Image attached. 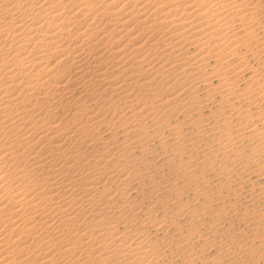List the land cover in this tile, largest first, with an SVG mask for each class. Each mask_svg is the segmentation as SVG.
Returning a JSON list of instances; mask_svg holds the SVG:
<instances>
[{
  "label": "bare ground",
  "instance_id": "obj_1",
  "mask_svg": "<svg viewBox=\"0 0 264 264\" xmlns=\"http://www.w3.org/2000/svg\"><path fill=\"white\" fill-rule=\"evenodd\" d=\"M263 1L0 0V264H230L253 255L249 241L223 250L219 220L205 229L206 209L197 210L208 181L197 171L221 152L201 150L207 137L264 176V88L249 91L258 71L234 91L250 70L240 49L257 60L264 51ZM156 145L165 165L153 163ZM187 150L185 170L167 179ZM220 169L223 186L264 199L263 185L256 192ZM253 216L264 221V210Z\"/></svg>",
  "mask_w": 264,
  "mask_h": 264
},
{
  "label": "rangeland",
  "instance_id": "obj_2",
  "mask_svg": "<svg viewBox=\"0 0 264 264\" xmlns=\"http://www.w3.org/2000/svg\"><path fill=\"white\" fill-rule=\"evenodd\" d=\"M261 6H263L264 7V1H263V3H262V5ZM263 14V15H262ZM261 14V16L259 15V16H257V21H259V23L256 21V23L257 24H261L259 27H260V29H259V38L261 39V41L263 42V44H264V13H262ZM260 19V20H259ZM262 19V20H261ZM263 24V25H262ZM262 27H263V29H262ZM236 28V27H235ZM237 28H238V26H237ZM236 28V29H237ZM117 35L119 34V33H116ZM122 35V34H121ZM120 36V35H119ZM126 38H124V40L121 42V43H119V44H121V45H124V42L126 43ZM118 45V44H117ZM117 45H115V46H117ZM252 47H254V46H252ZM264 47V46H263ZM255 48V47H254ZM253 49V48H252ZM253 51H255L256 52V49H253ZM240 54H245L246 56H247V61H248V64H249V67H250V70H247L246 72H245V74H244V76L243 77H241V79L242 78H244V79H242V80H240L239 79V82H237V86L238 87H236L235 89H234V91H238V89H240V90H242V92L240 93V94H243L244 93V89L248 86V84H249V79H250V75L252 76V74H251V72H252V70H254V72H253V74H256L257 72L255 71V70H257L258 71V73L256 74V76L258 77H256V81H257V79H258V84H257V86H253V87H255V89H254V91H253V87H249V91H251V92H257V90H260V88H262V86H263V88H264V82H263V78H264V51L263 52H260L259 54H258V60L257 59H254V58H252V57H250V52L248 51V54H247V51H245V49H240ZM245 52V53H244ZM252 55V54H251ZM57 60V59H56ZM257 60V61H256ZM54 62H55V59L54 60H51L50 62H48V67H50V66H53V64H54ZM262 63V64H261ZM262 66V67H261ZM144 70H145V68H144ZM143 70V71H144ZM259 70H261V71H259ZM261 73V74H260ZM2 75V76H1ZM1 77H3V74L1 73ZM247 78H249L248 80H247ZM260 78H262V81H260ZM247 82V83H246ZM259 82H261V83H259ZM247 84V85H246ZM259 84H261V85H259ZM261 86V87H260ZM257 87V88H256ZM260 87V88H259ZM259 88V89H258ZM257 89V90H256ZM248 90V89H247ZM238 93V92H237ZM53 109V111H52V109ZM50 108V112L52 111V113H57V109H56V107H55V110H54V107H51ZM252 108H253V106H252ZM255 109V108H254ZM46 111L47 110H43V113L45 114L46 113ZM234 112V113H233ZM237 111H235V110H228V109H226L225 111H224V113H225V116H228L229 115V117L231 116V118H232V120L233 121H235L236 120V118H237V113H236ZM258 113V112H261L260 110L258 111V109L255 111V112H253V113ZM38 113V112H37ZM36 112L33 114V113H31V117H35V115L37 114ZM236 113V114H235ZM256 113V114H257ZM62 115H64V113H62V110H59L58 111V113H57V116H61L62 117ZM205 115H207L206 113H205ZM235 115V116H234ZM35 119H37V117L35 118ZM235 119V120H234ZM173 120V119H172ZM181 122L183 121V120H180ZM186 127V126H185ZM184 131H188L187 132V139L188 138H190V137H192V135L194 136V130L192 129H190L189 127H186V128H184ZM193 131V132H192ZM192 132V133H191ZM191 134V135H190ZM207 137H203V139H202V145H199L200 147H201V150L202 149H204V147H205V149L206 148H210L212 151H217L218 149H219V151H221V152H219L217 155H218V159L216 160V162H206V165H208V164H210V163H214L213 164V166L210 168V169H208L207 167H204V164H203V166L201 167H199L198 168V171H197V173L198 174H200L204 179H205V181L207 182V184L209 185H206V182H205V185H206V187L208 188L207 190H206V198L205 199H207V201L206 200H204L203 198L202 199H199L198 200V206L200 207V208H198V210L197 211H199L200 212V210L202 211L203 209L206 211V212H203V214H204V217L206 216H209V214H212L213 213V216L214 217H212V215L211 216H209L208 218H204L205 219V224H206V226H205V229H209L210 227L212 228L213 227V225H214V222L216 221V220H219L218 222L221 224L220 226L222 227H220L219 226V228H221L222 230L224 229V231H222V233L223 234H219L218 235V237H219V239H218V237H217V239L220 241V244H222L223 242L222 241H224V240H226V241H224V243H226L225 245L224 244H222V247H223V250H225V248H226V251H228V253H230L231 251L233 252L234 251V253H236V252H238L239 250H240V247L242 246L241 244H240V242H242V241H244V243L245 242H247V241H249V244H250V246H249V249L251 248V247H253V249L251 248L250 250L253 252V255L255 256H253V255H249L248 254V252H247V254L245 255V259H243V262L239 259V262H238V259L237 258H232V256H231V258H230V264H241L240 262H242V264H257V262H258V264H264V221H262V222H258V219L256 218L255 219V217L253 216V215H255V214H257L258 213V211L259 210H261V208H262V210H264V199L261 201V199H262V195H260L258 198L260 199V200H258V198H257V193L256 194H253V196L250 194V193H247V191L248 190H246V188H245V190L244 191H239V189L235 186L234 187V185L233 184H231V183H226V185L227 184H229V185H222V183H221V180H219V176H216L217 175V173H221L220 171H224V170H221L220 168L221 167H223V166H225L226 167V170H229L230 168H231V170H229L228 172H229V174L231 173V175L233 176H230V178H234L235 176H237V177H235L234 179H236V178H244L245 180V182H247L248 180H249V182L251 181V182H257V183H259L258 184V186L260 187L261 185H263L264 186V176H260L259 175V173L257 172V169L256 168H253L254 166H252V165H248V166H244L243 168H241V166H240V163H238L237 161H236V159H234L235 157V155H233V153L231 152V150H229L228 149V151L230 152V154L229 153H227V151L226 150H221V148H220V146H217V144H215L214 142L212 143V141H211V139H208ZM172 139L171 138H167L166 139V141L169 143L166 147H168V146H171V144H173V142L171 141ZM206 141V142H205ZM211 142V143H210ZM200 143V144H201ZM215 144V145H214ZM155 147V148H154ZM153 147V151H154V153H155V158L158 156V155H160V153L161 154H163V150H161V147L158 145H156V146H154ZM203 147V148H202ZM219 147V148H218ZM217 150H216V149ZM161 150V151H160ZM191 151V150H190ZM189 150H187V151H185V153H183V155L181 156V157H179V158H177L176 160H177V162L179 161V159H181L178 163H181V166H183V167H176V168H173V170H171L172 172H168L167 171V169L164 171V173H165V175H166V178L167 179H170V178H173V176H174V174L172 175V173L174 172V171H176V170H178V171H183L182 169H184L185 170V168L184 167H186L185 166V163H186V161H187V159L188 158H190V155L192 154L191 152H190ZM190 152V153H189ZM158 153V154H157ZM224 153H226V155L227 156H229V159L231 160V159H233V160H224L223 159V154ZM173 154H175V153H173ZM186 156H185V155ZM187 154H190V155H187ZM248 154H250V153H248ZM157 155V156H156ZM245 155H247L246 153H245ZM175 156H177V155H175ZM160 157V156H159ZM159 157H157V158H159ZM162 157V156H161ZM155 159V161L153 160V163H156L157 164V166L159 165H165V162H167V161H162V159ZM187 158V159H186ZM168 159H170L169 157L166 159V160H168ZM222 160V161H221ZM220 161V162H219ZM225 162H227V163H225ZM184 163V164H183ZM225 163V164H224ZM229 163V164H228ZM236 163V164H235ZM230 164H231V167H229L230 166ZM177 165V164H176ZM234 166V167H233ZM251 166V167H250ZM247 167V168H246ZM249 167V168H248ZM178 168V169H177ZM180 168H182L181 170H180ZM203 168L205 169V168H207V170H203ZM213 168V169H212ZM233 168V169H232ZM238 168V169H237ZM214 170V171H213ZM236 170V171H235ZM242 170H244L243 171V173H242ZM219 171V172H218ZM233 171V172H232ZM204 172H205V174H204ZM215 172H217V173H215ZM234 172H236L235 174H234ZM239 174H238V173ZM250 172V173H249ZM247 173V174H246ZM237 174V175H236ZM252 174V175H251ZM255 174V175H254ZM169 176V177H168ZM172 176V177H171ZM251 176V177H250ZM214 178V179H213ZM248 178V179H247ZM213 179V180H212ZM243 180V179H242ZM223 182H224V180H222ZM178 183L180 184L181 183V180H178ZM257 183H256V187H255V191L257 190L258 191V189H256V188H258V186H257ZM214 184V185H213ZM230 186V187H229ZM229 188V189H228ZM232 190H235L234 192H236L237 194L236 195H232V193H233V191H231V189ZM184 190H186L187 189V187H185V188H183ZM236 189H238V190H236ZM213 190H214V192H213ZM227 190V191H226ZM221 193H220V192ZM246 191V192H245ZM256 191V192H257ZM210 192V193H209ZM238 192L240 193V194H238ZM218 193V194H217ZM219 193H220V195H219ZM186 194H188L187 196H186ZM186 194H183V200L185 199V201L186 202H191V203H189L191 206H197V202H195L192 198H193V195H191L190 193H186ZM207 194H210L209 196H207ZM219 195V196H217V195ZM222 194V195H221ZM214 195H216V196H214ZM238 195H240V196H238ZM186 196V197H185ZM228 196V197H227ZM239 198V199H235V198H237V197ZM251 196V197H250ZM189 197H191V198H189ZM231 197V198H230ZM211 198V199H210ZM217 198V199H216ZM226 198V199H225ZM138 199V201H139V204L140 205H146V203H145V200L143 199H140V198H137ZM189 199V200H188ZM201 200V201H200ZM205 202H204V201ZM221 200V201H220ZM237 200V201H236ZM249 200H253V202H249ZM142 201V202H141ZM236 201V202H235ZM193 202V203H192ZM243 202V203H242ZM263 202V203H262ZM144 203V204H143ZM206 203H209L208 204V206L207 205H205V206H202L203 204H206ZM217 203V204H216ZM223 203V204H222ZM231 204L230 206H229V204ZM236 203V204H235ZM220 204H222V210L220 211L217 207H219V206H221ZM234 204V205H233ZM217 205V206H216ZM226 207H225V206ZM245 205H246V207H245ZM247 205H249V206H247ZM213 206V207H212ZM241 206V207H240ZM212 207V208H211ZM214 207L217 209H214ZM223 207L225 208L224 210H223ZM248 208V207H250V208H248V209H250L249 211H247L248 212V214L247 215H244V217H243V215H242V213H243V210H242V208ZM210 208V209H209ZM235 208V209H234ZM238 208V209H237ZM258 208H260V209H258ZM207 209H208V211H207ZM237 209V210H236ZM203 210V211H204ZM215 211V212H214ZM218 211H219V213H218ZM223 211H225V212H223ZM209 214H208V213ZM212 212V213H211ZM223 212V214L224 215H222L221 213ZM234 212V213H233ZM241 212V213H240ZM169 214L167 215V218H169L170 216H173L172 214H173V209H171L169 212H168ZM253 213V215H250V214H252ZM220 214V215H219ZM219 215V216H218ZM231 215V216H230ZM216 216H218V217H216ZM247 217V219H246V217ZM250 216H252V217H250ZM225 218V220L223 219V218ZM232 217V218H231ZM212 218V219H211ZM235 218V219H234ZM245 218V219H244ZM252 218V219H251ZM214 219H215V221H214ZM221 219L222 220H224V223L221 221ZM229 219V220H228ZM238 219V220H237ZM207 220H208V222H207ZM212 220V221H211ZM257 220V221H256ZM214 221V222H213ZM228 221V222H227ZM230 221V222H229ZM237 222V223H236ZM244 222V223H243ZM194 223H195V221H194ZM193 222H192V224H194ZM211 223H213L212 225H211ZM237 224V225H236ZM250 224V225H249ZM259 224V225H258ZM263 224V225H262ZM223 225V226H222ZM248 225V226H247ZM188 226V225H187ZM209 227V228H208ZM226 227V228H225ZM231 227V228H230ZM259 227V228H258ZM185 228V230L187 229V230H189V229H191V226H188L187 228L186 227H184ZM252 228V229H251ZM226 229V230H225ZM229 229V230H228ZM186 230V231H187ZM263 230V231H262ZM244 231V232H243ZM226 232V233H225ZM246 232V233H245ZM231 233H233V234H231ZM229 234V235H228ZM223 235L224 236H226V237H223ZM236 235V236H235ZM263 236V237H262ZM235 238L234 240L232 239V238ZM227 238V239H226ZM231 238V239H230ZM242 238V239H241ZM247 240H246V239ZM228 239H230V240H233V244H232V241H230V240H228ZM237 239V240H236ZM228 241H230L231 242V245L228 243ZM263 241V242H262ZM222 242V243H221ZM235 242H237V244L235 243ZM236 244V245H235ZM240 244V245H239ZM224 245V246H223ZM234 245V246H233ZM237 245H239V247L237 246ZM230 246V247H229ZM228 247V248H227ZM231 247H233V248H231ZM236 247H237V250H236ZM231 249V251L229 252V250ZM243 250V249H242ZM254 250V251H253ZM213 255V256H212ZM247 255H248V257H247ZM216 255H215V253L213 252V253H210V259L212 258V257H215ZM254 258H253V257ZM250 257V258H249ZM252 257V258H251ZM259 258V259H258ZM233 259H237L236 261L235 260H233ZM247 259V260H246ZM246 260V261H245ZM259 260V261H258ZM245 262V263H244ZM250 262V263H249Z\"/></svg>",
  "mask_w": 264,
  "mask_h": 264
}]
</instances>
